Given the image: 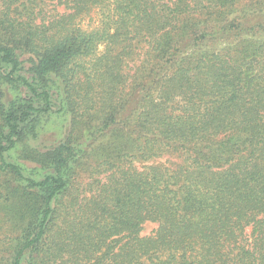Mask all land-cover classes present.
<instances>
[{"label": "trees", "instance_id": "16d2710c", "mask_svg": "<svg viewBox=\"0 0 264 264\" xmlns=\"http://www.w3.org/2000/svg\"><path fill=\"white\" fill-rule=\"evenodd\" d=\"M0 217V264H264V0H0Z\"/></svg>", "mask_w": 264, "mask_h": 264}, {"label": "rangeland", "instance_id": "374dc122", "mask_svg": "<svg viewBox=\"0 0 264 264\" xmlns=\"http://www.w3.org/2000/svg\"><path fill=\"white\" fill-rule=\"evenodd\" d=\"M96 15L93 13L88 17H85L82 20V27L85 29H88L90 27H93L96 24ZM103 47H100V50H102ZM59 108V105L57 102H55L54 111H57ZM51 121H49V125L46 127L48 128V131L45 133L44 139L53 141L55 139H58L59 137L62 138L63 133L60 132V136L56 132L57 126H69V116L61 114V113H54L52 115V118H50ZM59 136V137H58ZM44 149V148H43ZM0 221H2L0 217ZM157 224L155 222L147 221L143 224V229H142V235H150L152 232L156 229ZM14 233L10 231V226L9 230L5 227V225L0 224V247L4 244L7 246V243L11 242V239L13 238ZM10 254V253H9ZM8 255V254H7Z\"/></svg>", "mask_w": 264, "mask_h": 264}]
</instances>
